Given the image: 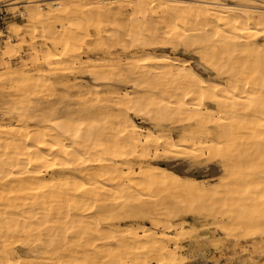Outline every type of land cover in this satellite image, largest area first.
Wrapping results in <instances>:
<instances>
[{
    "label": "bare ground",
    "instance_id": "6f19581e",
    "mask_svg": "<svg viewBox=\"0 0 264 264\" xmlns=\"http://www.w3.org/2000/svg\"><path fill=\"white\" fill-rule=\"evenodd\" d=\"M7 1L27 6L10 26L30 35L38 68L12 62L22 43L5 45L0 264H66L87 250L95 264L97 232L125 221L138 253L191 264L178 259L181 194L224 203L222 227L257 219L264 0ZM220 168V181L205 176ZM160 191L170 195L157 208H129Z\"/></svg>",
    "mask_w": 264,
    "mask_h": 264
},
{
    "label": "rangeland",
    "instance_id": "374dc122",
    "mask_svg": "<svg viewBox=\"0 0 264 264\" xmlns=\"http://www.w3.org/2000/svg\"><path fill=\"white\" fill-rule=\"evenodd\" d=\"M7 7L15 15H10L3 27L4 31L0 29V64L9 60L3 52L6 44L22 43V51L12 56V62L21 65L23 60H27L32 69H36L38 65L32 64L33 55L30 53L31 49L28 45L31 40L30 35L24 30L19 28L15 30L10 26L12 20L24 23L27 6L24 3H18L16 5L9 4ZM262 57L263 54L259 56L260 59ZM260 79L264 82L263 78ZM257 87V102L262 106L264 105V84ZM138 121L146 126H151V123L143 119L138 118ZM7 123L8 121L0 117V124ZM208 172L210 173L205 176L210 177L213 182L222 179L223 170L221 168L215 172L209 170ZM159 195L162 197L139 199L135 197L128 201L130 204L128 206L130 209L140 210L157 208L169 200L170 194L167 191H160ZM179 199L181 200L179 205L185 207L183 210L185 228L179 235L181 252L178 259L186 258L190 260L191 264H264V210L257 215L256 220L242 219L232 230L231 227L226 225L222 227L223 225L218 223L219 214L224 212V203H211V200H203L192 194H181ZM130 224V221H125L119 228L103 229L97 232L98 241L105 244L99 245L95 264H144L147 261L149 264H158L149 253H138L144 249L142 242H136L134 245L129 243L131 239L127 235L130 233ZM83 235L86 237V248H91L90 238L92 239L93 236L89 222ZM81 255L83 258L80 257ZM66 262V264H94L88 250L86 257L83 252H80L76 260L69 259Z\"/></svg>",
    "mask_w": 264,
    "mask_h": 264
},
{
    "label": "built area",
    "instance_id": "2783aa9c",
    "mask_svg": "<svg viewBox=\"0 0 264 264\" xmlns=\"http://www.w3.org/2000/svg\"><path fill=\"white\" fill-rule=\"evenodd\" d=\"M8 1H0V28L2 31H4V25L10 18V15H15L14 12L8 10Z\"/></svg>",
    "mask_w": 264,
    "mask_h": 264
}]
</instances>
